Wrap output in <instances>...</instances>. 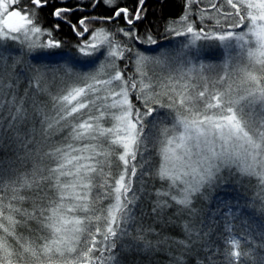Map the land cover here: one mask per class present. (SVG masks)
<instances>
[{
	"label": "snow or ice",
	"instance_id": "obj_1",
	"mask_svg": "<svg viewBox=\"0 0 264 264\" xmlns=\"http://www.w3.org/2000/svg\"><path fill=\"white\" fill-rule=\"evenodd\" d=\"M145 0H137V5L134 9L124 5L121 0H77L75 4H68L67 0H61L60 4H56L54 0H30L32 6L38 10L50 8L51 16L57 21L67 24L72 31L81 38L90 37V40L82 39L78 45V49L83 53L84 57H89L87 60L75 59L74 63L87 61L89 64L98 65L101 59L110 55L120 57L124 61L125 69L128 67L127 59L124 57V50L119 52L110 51L108 48H101L100 45L107 42L111 45L107 35L103 34V30L89 29L86 21L89 20L90 13H86L87 8L95 9L105 7L109 13L107 16L101 15L99 18L93 17L91 22L98 24L111 25L112 21L123 20L127 28H120L119 32L114 28H109L114 35L118 34L121 37H130L136 43L140 40L135 33L137 29L133 27L137 22L144 19L141 15ZM203 0H186L185 12L187 11V3H200ZM211 7L215 8V0H208ZM223 3V0H221ZM18 0H0V16L4 19L0 20V24L7 25L9 35L12 40H19L21 36L11 35V33H21L24 39H27L29 31L39 33L40 27L31 29L24 28L22 24L13 22V18L27 20L26 15H22L21 11H9L10 5H15ZM230 5V10L224 13L227 27L223 25L219 30L208 29L201 25L199 30H194L191 23L186 27V30H173L176 37L187 36L192 34L190 41H186L184 46L190 49L191 57L200 60V50L204 47H215L212 42H219V47L227 50L225 60L221 65L209 64L207 74L200 72L194 80H188L184 71L178 67L176 61H173L172 55L164 49L169 47L166 44H160L158 47H142V51L133 52L130 47L127 48L128 58L135 61L134 71L137 74L135 77L128 75L125 71L120 70L113 65V71L105 78H97L95 71L79 76L70 84H65V93L55 97L56 103L60 105L61 119L72 117L76 120L75 124L71 125L70 138L72 140H88L96 139V133L100 135L111 134L116 131L113 128L101 129L98 123L103 118L108 109H117L119 115L112 113L118 121L123 123V135L121 136V146L124 149V154L120 155L119 159L124 165H128V160L125 158L129 154L130 141L139 149L136 144L137 140H149L153 135V131L159 133L162 148L163 167L160 168L162 178L172 180L174 183L182 186L184 196L177 199L172 196L171 199L177 204L185 206L188 213H194L195 209L189 207L191 205L190 197L194 193H199L202 190L206 193H211L221 188H225L231 178L235 177L233 166H236L240 171L247 172L251 175L261 176L264 182V0H227ZM27 12V9H25ZM73 13H85L77 16L75 22L70 17ZM6 14V15H5ZM181 20H185L186 16H182ZM247 21V24L245 23ZM28 24H32V20H27ZM79 25V29L77 28ZM59 28V23L55 25ZM241 29L237 32L234 29ZM50 35V33H49ZM152 45H156L157 41L148 38ZM99 41L100 45L93 43ZM197 41L207 42L197 46ZM170 43V42H169ZM34 43H29V52L24 53L30 55V59L35 64L50 62L56 55L60 53L49 54L41 52L40 54H31L30 50L34 47ZM42 48L59 47V41L48 40L45 44L40 45ZM9 49L0 45V95L7 97L11 95L9 104H15V108H10L9 112L15 111L17 115L21 112L23 104L22 97L27 95V92L17 93L15 85L19 83V75L27 76L28 73L15 74L14 65L8 64L6 53ZM19 52V50H15ZM98 53V55H97ZM94 57V58H92ZM192 61L186 55L182 63L190 64ZM33 65H26L28 72L32 76L28 78L39 79L42 75V70ZM149 66H158L162 69L163 75H157L153 72V76L149 77L145 68ZM201 69L204 65H200ZM102 71V69H101ZM191 71V69H189ZM149 81L144 83V81ZM7 81V83H6ZM139 81V86H138ZM11 89V92L6 91ZM150 89L151 91H146ZM129 90L138 92L136 99L140 103V107L135 108L133 113V105L129 101ZM104 91L108 95L103 97L105 100H111V103L106 105L104 112L95 105L93 96L96 99L101 97L97 93ZM21 99H17V96ZM163 99L162 98H165ZM30 102L38 107L37 101L30 98ZM2 103V100H0ZM96 108V112L89 109V104ZM143 108V112L141 111ZM88 109L87 112L84 110ZM163 110V111H162ZM99 112L100 115L96 113ZM79 117V118H78ZM151 117L145 124V120ZM17 116L12 115L9 122L3 125L5 130L11 128L12 138L15 142L23 145L17 159L21 160V155L27 156L28 144L26 140H15L21 129L14 125L12 121H16ZM20 121H17V124ZM59 123V120L57 121ZM170 124L171 128L162 125ZM148 128V134H145V128ZM52 127L51 124L48 125ZM116 143V141H112ZM91 146L84 144L80 148H76L73 144L65 141V147L56 148L57 159L55 168L49 171L58 177L75 176L76 182L79 183L83 191L74 197L73 200L78 201V204H72L65 208L62 203L66 199L64 195H60L59 201L51 207L50 212L46 215L45 210L37 207L35 209L34 218L46 220L48 226L53 230V235L57 239L53 243L58 245L64 243V236H59L63 230L66 236L78 239L79 235H85L83 246L79 248L71 247L65 244L63 250L59 246L55 251L63 256L64 251L74 254L71 257V264H96L98 259L103 257L104 249L111 251L115 247V242L108 243L109 236L117 237V232L121 235H127L125 228H121L117 217L113 212H119L120 220L127 221L128 213L131 212L127 208L132 201L125 197L121 201L122 190L124 193L131 191V184H125V176L121 175L116 181L118 185L115 187V204L106 218L108 225L105 232H101L99 226H94L88 215L80 218L75 215L77 211L84 213L88 212L87 201L92 188V180L94 173L97 172L95 163L96 156L102 154L95 152L92 147L93 155L82 157L80 153L87 151ZM76 153V155H71ZM71 158L69 159V156ZM136 152H131V158L135 160ZM82 159L95 161L92 164L81 163ZM71 169H75V172ZM257 168L260 171H257ZM81 169L84 171L82 172ZM102 171V170H101ZM172 173V175H169ZM136 175L135 166L132 167L131 176ZM57 188L60 189L59 180H57ZM66 188L67 185H64ZM135 195V194H133ZM219 199V196L217 197ZM225 208L224 217L232 214V206L228 202H221ZM163 206L167 205L165 202ZM238 208V204L236 206ZM61 210H66L72 214L71 219L61 217ZM156 211V209H153ZM2 214V213H0ZM59 225V226H58ZM115 225V228L113 227ZM229 229L231 225H228ZM5 233H9L8 228L0 224ZM96 236H101V241L96 240ZM234 247H239V241L233 242ZM99 245V246H98ZM251 247V246H250ZM11 246L5 241L0 244V251L4 253L0 264H13L15 260L20 258V254L11 251ZM25 251H30L26 249ZM46 252H52L53 249L45 245ZM96 251L100 253L99 257H93L92 253ZM34 255V253H33ZM229 256L233 257L230 264H246V261H241V257H248L249 252L240 250H229ZM67 264V258H66ZM116 264H119L117 261ZM264 264V260L258 262Z\"/></svg>",
	"mask_w": 264,
	"mask_h": 264
},
{
	"label": "trees",
	"instance_id": "obj_2",
	"mask_svg": "<svg viewBox=\"0 0 264 264\" xmlns=\"http://www.w3.org/2000/svg\"><path fill=\"white\" fill-rule=\"evenodd\" d=\"M181 9V0H148L143 23L145 30L158 31L168 18H176ZM61 33L73 36L71 28L65 26ZM66 40V37L62 38V42ZM19 62L17 71L27 70L23 60ZM10 108L15 107L0 105V224L11 233L9 235L0 228V244L6 241L11 251L20 254L13 264H50L53 253L46 252L45 245L51 246L53 230L46 220L36 219L34 215L37 207L44 209L47 215L59 201L60 190L49 170L56 166V148L65 146L66 140L61 145L53 143L38 155L34 151L37 146L35 133L32 140L27 138L29 124L22 121L21 131L15 137V140L23 139L28 144L27 156L21 155L24 161L21 163L17 155L23 145L14 141L11 128L5 130L2 127L12 115L17 116L15 111L9 112ZM16 121L12 123L16 125ZM149 147L147 145L144 152L139 150L135 161L126 169L131 174L135 166L136 175L130 182L131 191L124 196L132 201L127 205L131 209L130 218L121 226L128 234L117 232V237L112 240L115 247L109 257L115 263L230 264L234 258L229 256V250L248 251V257H241L246 264H258L264 260V186L259 179L235 171V177L228 182L230 186H225L226 194L225 188L210 194L202 190L189 205L195 209L190 214L171 199L179 195L180 189L161 177L158 170L160 160ZM108 164L107 187L111 188L123 168L115 158L109 159ZM98 189L105 191L104 194L109 192L101 184ZM225 200L232 206V214L227 217L223 215L226 210L221 203ZM108 202L104 197L100 202L92 199L88 213L83 216L88 215L93 225L98 223L104 227L106 222L102 218L99 223V217L106 211ZM165 202L170 206L161 207ZM186 229L192 233H187ZM234 241H239L238 248L234 247ZM3 255L0 251V261Z\"/></svg>",
	"mask_w": 264,
	"mask_h": 264
},
{
	"label": "rangeland",
	"instance_id": "obj_3",
	"mask_svg": "<svg viewBox=\"0 0 264 264\" xmlns=\"http://www.w3.org/2000/svg\"><path fill=\"white\" fill-rule=\"evenodd\" d=\"M185 2L184 7H182V11H180L173 21L170 22V24L167 27V33L168 36H170V43H166V45H169L164 51L170 53L172 55L173 61H176L178 64V67H180L188 80H194L197 78V74L200 72H203L207 74L208 66L209 64L213 65H221L223 61L226 58L227 50L222 49L219 47V42L213 41L212 43L216 45L215 47H204L200 50V57L202 59L197 60L190 55V49L184 46V43L186 41H190L192 38V34H187V36L182 37H176L174 35L173 30H186V27L189 23L192 24L194 30H199V27L203 25L205 27V30L213 29V30H219L220 27L223 25L224 27H227V21L225 20L224 13L230 10V5L227 4V0H223V3L221 0H215L216 7H211V4H209L208 0H203V2L200 3H187V11L185 12ZM6 15V14H5ZM182 16H186L185 20H181L180 18ZM4 17L0 16V20H3ZM247 24V21H245ZM24 28L31 29L34 26L27 25L23 26ZM234 31H241V29L237 28L234 29ZM107 35L109 40L112 41V38ZM11 35L21 36V39L19 40H12L9 35V29L7 25L0 24V45H5L10 51L9 53H6L7 56V63L13 64L14 61H18L14 65L15 67V74H21L24 72H27L28 75H19V83L15 85L16 92L23 93L27 92V95H24L22 97L23 104L21 106V112L19 115H17L19 118L17 121H20L16 125L18 127H22V121H24L28 125V129L26 130V136L27 138L31 139L32 136L34 138V142L37 145L36 153L42 154L44 153V148L46 147H52L53 143H57L61 145L60 143L63 141L70 142L73 144L74 147L80 148L84 144H88L91 147L82 153L80 155L82 157H87L89 155H93L92 147L95 148V152H101V149H103V152L101 155L96 156V160L99 161V163H95V161H89L86 159H82L81 163L83 164H92L95 163V167L97 168V172L92 174L93 180H92V188L89 193V199L87 201V206H90V203L93 202H100L98 199H94V188L98 189L99 185L105 186L109 190L108 193L105 194L104 198H106V202H108V206L106 207V211H104L103 215L99 217V223L102 222V218L106 222V218H108L109 212L112 210V206L115 204V187L118 185L115 184L113 186H108L109 182H107L108 178V167L105 165V162H108L109 159H116L117 164H120L123 168L121 171V174L118 176L117 180L121 175L125 176L124 183L128 184L131 182L133 176L131 174H128L126 172V169L129 167L131 163H133L135 160L131 158V152L135 151L136 156L139 153V150L143 151L147 145H150L149 149L152 151L156 157L159 158L160 163L158 165V170L160 174V168L163 167V157H162V148L163 144L161 143L162 137H160L159 133L155 130L153 131V135L149 137V140H143L142 138L140 140L136 141V144L139 145V149L137 150L136 146L132 144L130 141H123V142H129V154L125 157L128 160V165L125 166L123 161L119 159L120 155L124 154V149L122 148L121 144V136L123 135V123L121 121H118L115 119L114 116H112V113H115L117 116L119 115V111L117 109H108L107 112H105L102 119L99 121H94L93 123H98L99 127L101 129H108L113 128L116 131H114L111 134H105L100 135L99 133H96V139H88V140H72L70 138L71 134V125L76 123V120H74L72 117H67L66 119H61V113L58 111L60 108V105L56 103L55 97L61 96L63 94H66L65 84H70L74 79L78 78L79 76H82L85 73H88L89 71H95L97 73V78H105L109 73L113 71V65L115 64L116 67H118L120 70L125 71L128 75L136 76L137 74L134 71L135 68V61L133 59H127L128 67L125 69L124 62L121 63L120 57H113L110 55L105 56V61L101 60L98 65H91L87 61H83L81 63H74L73 60L75 59H83L87 60L89 57H84L83 53L77 49L76 52L68 51L64 48H58V47H49V48H42L40 45L45 44L48 40H50L49 36L43 32L40 31L39 33H34L29 31L27 39H24L21 33H11ZM94 43L100 45V42L93 41ZM141 45L143 47H158L160 44H162L164 41L157 42L156 45H152L151 41L147 39L142 43L140 41ZM29 43H34V47L31 48L30 53L31 54H40L41 52H46L49 54H56L60 53L62 55H56L54 59L50 62H43L41 64H35L34 61L30 59V55H25L24 53L29 52L28 45ZM197 46L200 44H206L207 42L204 41H197ZM164 44V43H163ZM101 48H108L110 51H121V46L119 44L111 43L109 45L107 42L100 45ZM134 51H142V47H134ZM15 50H19V52H16ZM127 51H124V55ZM98 55V53H97ZM188 55V58L192 61L190 64L184 65L182 63L183 58ZM94 58V57H92ZM23 60V64L26 67V65H33L39 69L42 70V75L39 79H31V82H28V78L32 76L31 72H28V70H22L17 71L16 66L20 63L19 61ZM120 60V61H119ZM203 64L204 68L201 69L200 65ZM21 69V68H20ZM19 69V70H20ZM27 69V68H26ZM102 69V71H101ZM191 69V71H189ZM145 72H147L149 77H152L153 80L155 77L153 76V72H155L157 75H163V71L158 66H149L144 69ZM149 81L145 80L144 83H148ZM7 83V81H6ZM139 86V81H138ZM6 91L11 92V89H6ZM146 91H151L150 89H146ZM96 95L100 96V99H96L95 96H93V99L95 101V105L100 108L101 112H104L106 105L111 103V100H105L103 97L108 95L107 92L101 91L97 93ZM137 95H139L138 92L129 90V101L133 105V113L135 111V108L140 107V103L136 99ZM30 98L37 101L38 107L36 105H33L30 102ZM17 99H21V97L18 95ZM166 99L165 98H162ZM0 100H2V103L0 105H7L10 107H16L15 104H9V101L11 100V95L4 97L0 95ZM89 109H91L93 112H96V108L93 107V105L89 104ZM85 112L88 111V109L84 110ZM141 111L143 112V108H141ZM163 111V110H162ZM97 115H100L99 112L96 113ZM79 118V117H78ZM151 117H148L145 120V124L147 125V121L150 120ZM59 120V123L57 121ZM51 124L52 127H49L48 125ZM34 127H32V126ZM42 126L40 129L39 127ZM167 126L171 128L170 124L162 125L161 127ZM151 127L148 125L145 128V134H148V128ZM32 140V139H31ZM112 141H116V143H112ZM65 147L64 145L62 148ZM148 151V150H146ZM156 151V152H155ZM48 153H45L44 155H47ZM71 155H76V153H71ZM71 155L69 156V159L71 158ZM112 157V158H111ZM107 164V163H106ZM71 169V165L68 166ZM110 168V167H109ZM73 173L75 172V169H71ZM102 170V171H101ZM234 172L240 173L242 176H253L260 180V183L264 186V182H262L261 176L259 175H251L247 172L240 171L236 166H233ZM83 172L84 170L81 169ZM257 171H260L259 168H257ZM161 175V174H160ZM169 175H172V173H169ZM131 176V179H130ZM162 177V176H161ZM54 179L57 183V180H59L60 183V194L64 195L66 199L62 201V203L65 205V208L70 207L72 204H78L80 202L75 201L72 199L75 195L81 193L83 189L80 187L79 183L76 182L75 176L72 177H58L57 175H54ZM167 179V178H165ZM116 180V181H117ZM169 180V179H168ZM170 183H172L174 186L178 187L180 189L179 195L176 196L177 199H181L184 196V192L182 190V186L179 184L174 183L172 180H169ZM64 185H67L65 188ZM105 192V191H103ZM127 193V192H126ZM122 190L121 193V201H122V207H123V201L125 200V194ZM201 193V192H199ZM199 193H194L190 199L191 202L197 196ZM108 196V197H107ZM160 196V195H159ZM161 197V196H160ZM128 198V197H126ZM105 201V199H104ZM176 202V201H175ZM183 206V205H181ZM185 207V206H184ZM89 211V208H88ZM82 211H77L75 213L76 216L83 218ZM88 213V212H87ZM114 216L117 217V221L120 223V226H122V223L124 221L120 220V213L119 212H113ZM61 217L64 219H71L72 214H69L66 210H61L60 213ZM59 226V225H58ZM94 226H99L101 229V232H105L107 228V224L103 227L99 225L98 223H95ZM115 228V225H113ZM122 228V227H121ZM187 233H192L188 229H186ZM59 236H64V243L57 244V243H51L50 248L53 249L51 253H53V259L50 262V264H66V258H67V264H71V257L74 254L68 253L67 251H64L63 256H61L59 253L55 251L56 247L59 246L61 250L64 249L65 244L70 245L71 247H76L78 250L81 246H83L85 241V235L81 234L79 235L78 239L70 236H66L62 230ZM114 237L109 236L108 243H112ZM57 239V236H54V240ZM101 236H96V240L99 242L101 241ZM182 245V244H181ZM99 246V245H98ZM111 251L104 249L103 251V257L101 259H98L96 261V264H103V260L105 259V264H110L114 261L112 257H109L112 255ZM92 256L99 257L100 253L94 251L92 253ZM110 259H113L110 261Z\"/></svg>",
	"mask_w": 264,
	"mask_h": 264
},
{
	"label": "flooded vegetation",
	"instance_id": "obj_4",
	"mask_svg": "<svg viewBox=\"0 0 264 264\" xmlns=\"http://www.w3.org/2000/svg\"><path fill=\"white\" fill-rule=\"evenodd\" d=\"M182 1V7H184V0ZM54 2L56 4H60L61 0H54ZM77 2V0H67L68 4H75ZM88 0H85V3H87ZM121 2L124 5L129 6L130 10L134 9L137 5V0H121ZM147 2L148 0H145L144 5H143V9L141 11V15L142 17H144V19H142L141 21L137 22L135 25H133V27H135L138 31L137 33H135V35L138 36L139 40L142 41V43L144 41H146L149 37L153 40H156L157 42H161L163 41V37L161 35V28L158 31H147L145 30V27L143 26V23L145 21L146 18V14H147ZM13 8H15L16 10L21 11L22 15H26L27 16V20H32L33 23L32 24H28L27 20H20L19 18H13V22L15 23H19L22 24L23 26H27V25H32L34 27H40L41 31L45 32L50 40L52 41H59V47L60 48H64L68 51L71 52H76L78 49V45L80 44L81 40H90V37H78L73 31H72V35L73 36H68L67 34H63L61 33L62 29L65 27H69L67 24L62 23L57 21L55 18H53L51 16V10L50 8H45L42 11L38 10L36 8H34L32 6V4L30 3V0H18V3H16L15 5H10L9 7V11L13 10ZM25 9H27V12H25ZM182 11V9H181ZM45 13V15H44ZM86 13H90L91 16H89V20L86 21L87 26L89 27V29H97V30H103V33L108 34L111 38H112V42L115 44H119L121 41L124 40L125 37H121L120 35L116 34L114 35L111 31H109V28H114L117 30V33L119 32L120 28H127V25H124L123 20H119V21H112L111 25H108L107 23L101 25L95 22H91L93 17L99 18L101 15H105L107 16L109 13L107 12V9L105 7H97L95 9L92 8H87L86 9ZM85 13H73L70 17V19L75 22L77 16L83 15ZM59 23V28L56 29L55 25ZM70 28V27H69ZM77 28L79 29V25H77ZM72 30V29H71ZM50 33V35H49ZM66 37L67 40L66 42H62V38ZM129 42L132 46L133 49H135L134 47H141V42L140 43H136L135 41H133L130 37H128ZM94 43V42H93ZM144 44V43H143ZM58 47V48H59ZM102 47V46H100ZM105 61V56L101 59Z\"/></svg>",
	"mask_w": 264,
	"mask_h": 264
},
{
	"label": "bare ground",
	"instance_id": "obj_5",
	"mask_svg": "<svg viewBox=\"0 0 264 264\" xmlns=\"http://www.w3.org/2000/svg\"><path fill=\"white\" fill-rule=\"evenodd\" d=\"M174 19H176V18H168L166 21H165V23H164V25L162 26V28H161V35H162V37H163V43L164 44H166V43H169L170 42V36H168V33L166 32L167 31V27H168V25L170 24V22L171 21H173ZM119 45L121 46V49H123L124 51H127V48L128 47H130L131 49H132V51L133 52H135L134 51V49L132 48V46H131V44H130V42H129V39H128V37H125L124 38V40L123 41H121L120 43H119ZM128 56H129V54H128V52H126V54L124 55V57H125V59H129L128 58ZM120 61V60H119ZM124 61L121 59V63H123ZM107 163V164H106ZM105 165L107 166V167H110L109 166V164H108V162H105ZM94 191H95V195H94V199H102L103 197H104V192L103 191H101L100 189H96V188H94ZM52 243H53V241H52ZM113 259H110V261H112ZM105 259L103 260V264H105ZM110 264H116L115 263V260L113 261V262H111Z\"/></svg>",
	"mask_w": 264,
	"mask_h": 264
}]
</instances>
